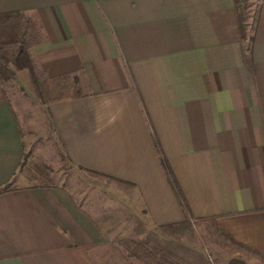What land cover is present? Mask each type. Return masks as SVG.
Returning <instances> with one entry per match:
<instances>
[{"label": "crops", "instance_id": "crops-1", "mask_svg": "<svg viewBox=\"0 0 264 264\" xmlns=\"http://www.w3.org/2000/svg\"><path fill=\"white\" fill-rule=\"evenodd\" d=\"M11 11L24 13L36 79L67 89L46 104L63 155L114 181L118 204L99 211L15 179L22 138L0 86V264H105L99 251L122 231L179 264H218L158 229L186 213L156 140L191 218H213L264 260V1L249 63L236 0H0Z\"/></svg>", "mask_w": 264, "mask_h": 264}, {"label": "rangeland", "instance_id": "rangeland-1", "mask_svg": "<svg viewBox=\"0 0 264 264\" xmlns=\"http://www.w3.org/2000/svg\"><path fill=\"white\" fill-rule=\"evenodd\" d=\"M264 0H238V6L249 22L252 31L258 9ZM25 21L9 20L0 22V52L8 54L20 42H28L29 37L22 33ZM11 68L12 65H9ZM19 124L22 138V156L15 179L26 184L49 183L67 188L78 201L89 202L93 209L114 213L117 196L116 183L99 174L89 172L70 164L62 153L60 143L51 129L47 111L49 95L38 78L32 80L25 68L14 69L7 80L0 79ZM113 187L111 188L110 185ZM109 187V188H107ZM131 192V189H129ZM113 192V194H112ZM109 219L108 222H111ZM113 236L115 239L107 248L99 251L105 264H146L143 260L128 254L118 238L125 232ZM142 240L145 238H135ZM181 241L202 249L212 261L225 264L229 259L246 260L248 264H264L256 253L233 242L223 234L210 219L205 221L191 218L181 229Z\"/></svg>", "mask_w": 264, "mask_h": 264}, {"label": "trees", "instance_id": "trees-1", "mask_svg": "<svg viewBox=\"0 0 264 264\" xmlns=\"http://www.w3.org/2000/svg\"><path fill=\"white\" fill-rule=\"evenodd\" d=\"M238 0H236L237 2ZM238 3V2H237ZM240 14V30L243 45V56L247 63L250 61L251 54V40L253 36L249 34L248 25L249 22L246 19V16L239 8ZM24 13L20 11H11L0 14V22H6L8 20H20L23 17ZM247 41V42H246ZM250 41V42H249ZM249 42V43H248ZM12 65L11 68L9 65ZM26 68L27 72L32 80L36 79L35 69H34V61L32 59L31 53L28 49L27 43L24 42V39L21 38L20 42L14 47V49L8 54L6 51L0 52V79L7 80L14 74V69H22ZM2 89V88H1ZM64 93H68L67 89H63L61 91H55L56 95H62ZM79 93V91H76ZM156 145L158 147V151L160 153V159L164 166L167 178L169 183L171 184L176 198L178 199L179 204L182 206L184 212L186 213V218L179 222H172L168 224H162L158 226V229L162 231L167 236H171L179 239L181 237V229L184 225L190 222L191 211L184 196V193L172 171L170 164L168 163L166 157L163 154V151L160 147L158 140H156ZM21 164V163H20ZM19 164V165H20ZM8 184L0 188V190L6 188ZM208 218H202L200 220L205 221ZM212 223L215 224L214 219H210ZM216 226V224H215ZM217 229L218 226H216ZM223 231V230H221ZM224 232V231H223ZM230 239L234 240L227 232H224ZM120 243L125 247V249L133 256L143 260L146 264H179L180 260L169 250L165 249L161 245L152 243L148 239H134L127 238L121 240Z\"/></svg>", "mask_w": 264, "mask_h": 264}]
</instances>
